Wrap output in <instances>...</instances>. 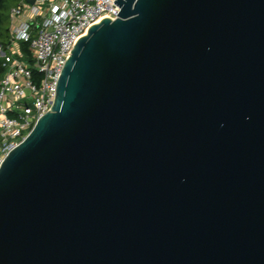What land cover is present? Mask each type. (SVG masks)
<instances>
[{"label":"water","instance_id":"water-1","mask_svg":"<svg viewBox=\"0 0 264 264\" xmlns=\"http://www.w3.org/2000/svg\"><path fill=\"white\" fill-rule=\"evenodd\" d=\"M115 2L2 162L0 264H264V0Z\"/></svg>","mask_w":264,"mask_h":264},{"label":"built area","instance_id":"built-area-1","mask_svg":"<svg viewBox=\"0 0 264 264\" xmlns=\"http://www.w3.org/2000/svg\"><path fill=\"white\" fill-rule=\"evenodd\" d=\"M115 1L21 0L12 9V41L0 50V167L51 110L62 70L79 39L103 18H117L121 8ZM22 43L29 45L33 62Z\"/></svg>","mask_w":264,"mask_h":264},{"label":"trees","instance_id":"trees-1","mask_svg":"<svg viewBox=\"0 0 264 264\" xmlns=\"http://www.w3.org/2000/svg\"><path fill=\"white\" fill-rule=\"evenodd\" d=\"M20 1L21 0H0V50H7L12 41L10 23L11 11L20 3ZM22 47L27 53V59L33 62L32 52L29 49V45L22 43ZM3 60L4 58L0 56V79L4 72Z\"/></svg>","mask_w":264,"mask_h":264},{"label":"rangeland","instance_id":"rangeland-1","mask_svg":"<svg viewBox=\"0 0 264 264\" xmlns=\"http://www.w3.org/2000/svg\"><path fill=\"white\" fill-rule=\"evenodd\" d=\"M10 23H11V25H12L11 19H10Z\"/></svg>","mask_w":264,"mask_h":264}]
</instances>
